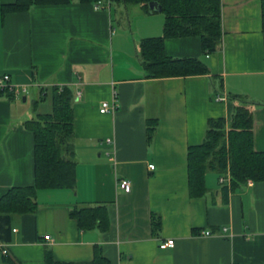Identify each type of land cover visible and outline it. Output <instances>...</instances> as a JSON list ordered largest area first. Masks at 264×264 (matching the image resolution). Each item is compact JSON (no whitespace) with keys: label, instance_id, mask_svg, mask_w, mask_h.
I'll return each mask as SVG.
<instances>
[{"label":"crops","instance_id":"obj_1","mask_svg":"<svg viewBox=\"0 0 264 264\" xmlns=\"http://www.w3.org/2000/svg\"><path fill=\"white\" fill-rule=\"evenodd\" d=\"M16 1L0 0V77L8 74L21 93L0 90V198L35 182L25 123L49 113L41 108L52 87L74 95L77 185L38 193L37 212L15 217L11 242H0V264H45L48 250L58 262H86L95 246L112 264H264V182L232 190L228 170L207 173L204 197L191 198L188 186L189 147L203 143L210 119L231 118L240 104L234 96L251 102L254 149L264 152L262 0H221L214 54L202 52L199 37L166 41L168 57L199 58L209 75L160 79L147 77L140 43L163 35L161 10L102 0L101 10L76 1L3 15L1 6ZM34 89L36 111L27 104ZM104 102L116 110L102 114ZM150 120L157 121L151 142ZM97 204L108 206L110 230L81 231L71 211ZM153 213L162 218L157 236ZM169 239L175 246L161 249Z\"/></svg>","mask_w":264,"mask_h":264},{"label":"trees","instance_id":"obj_2","mask_svg":"<svg viewBox=\"0 0 264 264\" xmlns=\"http://www.w3.org/2000/svg\"><path fill=\"white\" fill-rule=\"evenodd\" d=\"M93 4L98 0H17L1 6L3 15L22 13L38 5H68L73 2ZM125 5H140L147 13L156 10L150 3L161 6L165 16L164 33L161 37L147 38L140 43L142 64L150 79L192 77L210 74L209 67L199 58L175 59L168 57L165 43L168 39L199 37L202 52L216 53L222 44L221 0H111ZM264 30V0H262ZM52 110L37 113L25 123L34 135L35 182L32 186L13 187L0 198V242L12 240L15 217L35 214L38 210V193L43 190H74L77 185V163L74 149V95L69 88L48 90ZM46 94L42 97L45 98ZM240 104L229 120L210 119L202 144L188 149V186L191 198L204 197L208 191L206 175L209 172L231 175V189L243 187L248 180L264 182V152L254 149V115L251 102L234 96ZM41 100L35 102L36 107ZM147 131L151 142L156 131V120H150ZM81 231L110 230L109 208L104 204L77 207L71 211ZM152 233L162 230V218L152 214ZM7 258V257H6ZM6 264H16L5 259ZM45 264H112L99 246L94 257L86 262H58L50 250L46 252Z\"/></svg>","mask_w":264,"mask_h":264},{"label":"built area","instance_id":"obj_3","mask_svg":"<svg viewBox=\"0 0 264 264\" xmlns=\"http://www.w3.org/2000/svg\"><path fill=\"white\" fill-rule=\"evenodd\" d=\"M105 6L102 2V0H98L97 2H95V8L96 10H101L103 9ZM10 76L8 74H5L3 75L2 77H0V90H9L11 92H16L17 95H20L21 93L18 91V90H15L14 86L10 85ZM26 92V89L23 90V93ZM217 101L219 102H224L226 101V98L225 97H221V96H218ZM116 110V107L115 106H110L109 103L107 102H104L101 106V109H100V112L102 114H106V113H110V112H114ZM151 169H154V166H150ZM227 178H222L221 179V182L224 183L226 182ZM248 183L250 184V186L253 185V182L252 180H249ZM119 185H120V188L125 190V192H130L131 190V184L128 180H121L119 182ZM14 232H16V230H13ZM203 235L204 236H209L211 235L210 231H205L203 232ZM3 244V243H2ZM0 244V247H3L4 245ZM175 246V240L173 239H169L165 242H163L161 245H160V248L161 249H168V248H173ZM3 254L4 255H7L8 252L7 250H3Z\"/></svg>","mask_w":264,"mask_h":264},{"label":"rangeland","instance_id":"obj_4","mask_svg":"<svg viewBox=\"0 0 264 264\" xmlns=\"http://www.w3.org/2000/svg\"><path fill=\"white\" fill-rule=\"evenodd\" d=\"M33 92H34V93H33L32 95L29 96V100H28V102H27L28 106L31 107L32 110H34V107H33V100H34V99H37V97H38V89H34ZM34 96H35V98H34ZM44 104H45V105L42 106L41 109H42L44 112H51V100L48 98L47 101H46V103H44ZM48 107H49V110H46Z\"/></svg>","mask_w":264,"mask_h":264},{"label":"water","instance_id":"obj_5","mask_svg":"<svg viewBox=\"0 0 264 264\" xmlns=\"http://www.w3.org/2000/svg\"><path fill=\"white\" fill-rule=\"evenodd\" d=\"M150 8H151L152 10H161V9H162L161 6H159V5L156 4V3H150Z\"/></svg>","mask_w":264,"mask_h":264}]
</instances>
